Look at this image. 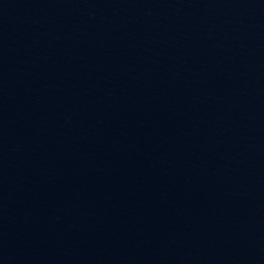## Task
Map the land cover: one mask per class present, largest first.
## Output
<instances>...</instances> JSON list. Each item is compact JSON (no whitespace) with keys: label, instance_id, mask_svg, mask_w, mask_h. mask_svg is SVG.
<instances>
[{"label":"water","instance_id":"obj_1","mask_svg":"<svg viewBox=\"0 0 264 264\" xmlns=\"http://www.w3.org/2000/svg\"><path fill=\"white\" fill-rule=\"evenodd\" d=\"M0 264H264V0H0Z\"/></svg>","mask_w":264,"mask_h":264}]
</instances>
